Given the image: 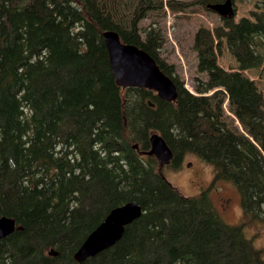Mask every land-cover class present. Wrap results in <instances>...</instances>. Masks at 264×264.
<instances>
[{
  "label": "trees",
  "instance_id": "obj_1",
  "mask_svg": "<svg viewBox=\"0 0 264 264\" xmlns=\"http://www.w3.org/2000/svg\"><path fill=\"white\" fill-rule=\"evenodd\" d=\"M225 0H188L172 12ZM161 0H0V218L15 231L0 240V264H78L73 254L108 213L135 202L142 215L120 240L82 264H264V248L243 226L264 224V97L243 74L264 62V17L223 19L196 31L195 96L157 56L163 39L136 24ZM137 16V17H136ZM151 56L175 84V103L117 86L101 33ZM225 46L238 71H225ZM228 101L234 119L221 108ZM154 105L153 108L148 103ZM159 134L177 167L196 154L212 183L234 185L241 225L219 216L210 187L185 197L158 170L149 137ZM138 145L139 151L133 149ZM137 152V153H136ZM140 154V155H139ZM50 253H54L51 255Z\"/></svg>",
  "mask_w": 264,
  "mask_h": 264
},
{
  "label": "rangeland",
  "instance_id": "obj_2",
  "mask_svg": "<svg viewBox=\"0 0 264 264\" xmlns=\"http://www.w3.org/2000/svg\"><path fill=\"white\" fill-rule=\"evenodd\" d=\"M180 1L188 0H161V11L146 10L145 18H139L136 24L141 32L142 39L145 31L153 29L157 31L163 39L162 46L157 53L159 59L163 60L167 66H172L179 81L183 83L184 89L195 96H211L214 91L198 94L195 91L197 83L205 82L206 75L197 72L196 53L193 50L194 35L200 28L213 30L215 27L223 25V18L218 14L206 10L204 7L196 8L195 12H172L167 3L173 5ZM233 1L234 16L232 19L238 22L242 18L250 22L258 20L259 16L264 17V0H231ZM137 17V16H136ZM262 47H258L264 56V36L261 38ZM218 64L225 71H238V66L233 57L223 45L218 56ZM243 74L253 80L258 91L264 97V62L254 70L243 71ZM221 108L227 122L234 119V125H238L228 108V101L225 99ZM165 179L176 188L183 196H196L204 190L209 189V196L221 219L230 225H241L242 209L240 197L234 185L226 182L216 183L211 186L213 171L209 164L200 159L196 154L185 153L177 167L171 164L162 169ZM244 235L250 239L255 247L264 248V224L243 226Z\"/></svg>",
  "mask_w": 264,
  "mask_h": 264
},
{
  "label": "water",
  "instance_id": "obj_3",
  "mask_svg": "<svg viewBox=\"0 0 264 264\" xmlns=\"http://www.w3.org/2000/svg\"><path fill=\"white\" fill-rule=\"evenodd\" d=\"M232 4L233 1L225 0L222 3L209 4L207 8L223 19H232L234 16ZM101 36L108 54L109 66L118 87L148 90L154 92L163 102L177 101L178 92L175 84L160 70L151 56L136 46L123 43L120 36L112 30L103 31ZM148 104L151 108L154 107L152 103ZM149 143V150L141 153L144 156L154 157L161 170L171 162L173 154L164 139L157 133L150 135ZM133 149L139 151L138 145H134ZM141 215V208L135 202H128L112 209L73 254L75 262L82 264L88 258L112 247L122 237L124 227ZM15 227L14 220L1 217L0 240L12 234Z\"/></svg>",
  "mask_w": 264,
  "mask_h": 264
},
{
  "label": "bare ground",
  "instance_id": "obj_4",
  "mask_svg": "<svg viewBox=\"0 0 264 264\" xmlns=\"http://www.w3.org/2000/svg\"><path fill=\"white\" fill-rule=\"evenodd\" d=\"M136 151V150H135ZM146 151V150H145ZM138 152H140V151H138ZM137 153V152H136ZM140 155V154H139ZM143 156V155H142ZM170 164V163H169ZM55 256V255H54Z\"/></svg>",
  "mask_w": 264,
  "mask_h": 264
}]
</instances>
